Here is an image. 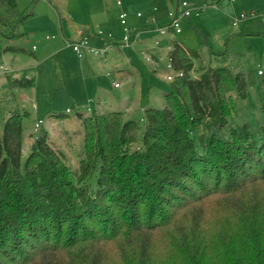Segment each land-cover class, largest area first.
Listing matches in <instances>:
<instances>
[{
  "label": "trees",
  "instance_id": "1",
  "mask_svg": "<svg viewBox=\"0 0 264 264\" xmlns=\"http://www.w3.org/2000/svg\"><path fill=\"white\" fill-rule=\"evenodd\" d=\"M25 18L16 0H0L1 36L16 37ZM180 50L174 44L169 56L184 75L167 81L163 106L144 109L135 148L139 121L94 110L82 119L75 169L44 129L21 160L28 112H8L0 264H264V126L223 131L252 80L202 63L192 76ZM6 77L11 88L33 86ZM257 85L264 117V81Z\"/></svg>",
  "mask_w": 264,
  "mask_h": 264
},
{
  "label": "rangeland",
  "instance_id": "2",
  "mask_svg": "<svg viewBox=\"0 0 264 264\" xmlns=\"http://www.w3.org/2000/svg\"><path fill=\"white\" fill-rule=\"evenodd\" d=\"M185 1L193 10L189 19L180 18L176 40L189 51L197 52V56L191 54L195 64L229 66L232 71L243 73L245 77L249 75L252 80L246 87L244 98L235 96L237 111L228 118L223 131L243 123H250L254 128L264 126L257 90V83L264 81V0ZM120 2L118 5L117 0H16L26 18L17 28L16 37L0 35V64L6 68H0V127L7 112L15 109L28 112L22 119L24 130H30L36 119L59 120L60 125L50 123L48 130L41 123L36 134L44 129L49 139L52 138L49 141L51 147L62 152L72 169L78 166L83 155V127L74 121L79 113L90 114L98 103L107 111H110L108 105L112 110L126 105L136 106L127 115L139 121L137 140L132 144L135 148L142 134L144 116L137 103L145 108L160 107L168 87L164 79L166 55L157 57V70L153 71L142 52L155 39L161 42L164 36L159 35L157 27L168 22L167 12L174 9L177 0ZM120 10L127 13L126 26L132 31L133 38L128 45L119 50H107L102 58L91 53L78 58L67 46L69 40L77 37L74 36L75 31L86 24L91 31L102 29L107 32L111 29L112 34H117L115 39L122 40L123 30L120 31L122 26L117 18ZM136 12L141 16L137 17ZM151 13L154 20L147 21V28L142 30L140 26ZM240 14L246 18L241 19ZM234 19H237L235 24L232 23ZM87 41L92 47H100L91 44L90 39ZM6 46L22 50L12 52V49L5 50ZM99 61L103 65L99 66ZM107 61L113 66L104 65ZM83 63H88V66L83 68ZM16 67H19L17 72ZM127 70L129 75L124 73ZM22 74L33 79V86L10 88L6 75L16 77ZM114 82L121 84L120 87H115ZM71 120L74 123L66 127L64 124ZM76 128L80 131L73 132ZM34 135L32 130V143Z\"/></svg>",
  "mask_w": 264,
  "mask_h": 264
},
{
  "label": "crops",
  "instance_id": "3",
  "mask_svg": "<svg viewBox=\"0 0 264 264\" xmlns=\"http://www.w3.org/2000/svg\"><path fill=\"white\" fill-rule=\"evenodd\" d=\"M137 13V12H136ZM140 13V12H139ZM168 13V12H167ZM136 15V14H135ZM137 16V15H136ZM141 16V14L139 15V17ZM138 17V16H137ZM190 17H191V15H190ZM189 17V18H190ZM118 18V17H117ZM167 18H168V15H167ZM182 18V17H181ZM186 18V17H185ZM188 18V17H187ZM188 18V19H189ZM152 20H154V16H153V14L151 13V15L148 17V18H145V20H144V23H143V25H141L140 27H142V30H143V28H147V26L145 25V23H147V21H152ZM168 20H169V18H168ZM128 22V20H127V13H126V24H128L127 23ZM168 23V22H167ZM167 23H165V24H163V25H161V26H159V27H157L158 29L160 28V27H162V26H165V25H167ZM118 24L121 26V24L119 23V20H118ZM119 26V27H120ZM122 27H120V31L122 30L121 29ZM91 28H90V26L88 25V24H86V26H84V27H82V28H78L76 31H75V33H74V36H77L75 39H71V40H76V39H78L81 35H83V36H86L87 37V39L89 40L90 39V43L91 44H93V45H96V46H100V47H104V48H106V51L107 50H110V49H112V48H114V49H117V50H119V49H121V47L123 46L122 44H121V40H116L115 39V37H116V35L117 34H112V40L111 41H109V40H106L105 38H103V37H101V36H97L95 33H96V31H91L90 30ZM111 29H108L107 31H110ZM81 32V33H80ZM159 32V31H158ZM159 35H162V36H164L163 38H161L162 40H161V42H163L164 43V45H161L160 46V44H161V42H160V40H154L153 41V43L152 44H149V46L148 47H145V50H144V52H142V54H143V57L146 59V60H148V61H150V63H151V67H152V69L151 70H153V71H156L157 70V66H158V64H157V57L160 55V54H165L166 55V57H167V59H168V56H169V52H170V50L172 49V47H173V45L174 44H178L180 47H181V49H182V51L180 50V52H181V54H183V57H185V59H188V62L189 63H191V68L192 69H194L195 68V66L197 65V64H195V62H194V60H192L191 59V55L188 53V49L189 48H186L185 46H184V44L183 43H181L180 41H177L176 40V36H177V33L176 34H173L172 32H170L169 30H166V32H164V33H160L159 32ZM63 37V36H62ZM68 39H70V38H68ZM67 39V40H68ZM67 46H69V45H67ZM7 47V46H6ZM15 47L16 46H14V48H8L9 50H13V49H15ZM69 47H71V46H69ZM32 49H34L33 47H32ZM213 50H211L210 52H212ZM12 52H16V50H13ZM183 52V53H182ZM145 53H146V55H145ZM213 53H216V50L215 51H213ZM3 54V53H2ZM1 54V55H2ZM216 54H219L218 52L216 53ZM95 56V55H94ZM97 57V56H96ZM103 56H101V57H97V58H102ZM79 58V57H78ZM33 59H35V61L37 60V58H36V56L34 57L33 56ZM166 59V60H167ZM38 61V60H37ZM100 62V61H99ZM154 62L156 63V67H154ZM167 62V61H166ZM25 65H28V64H25ZM101 65H103L101 62L99 63V66H101ZM104 65H108V66H113V65H111V62L110 61H107ZM0 66H2V64H0ZM88 66V63H83V68H85V67H87ZM19 67H16L15 69H17V70H15V72H17L19 69H18ZM118 68V67H117ZM2 69H6V68H4L3 66H2ZM125 73V75H129L130 74V72H129V70H127V71H125L124 72ZM15 75V74H14ZM23 76H25L26 77V75H24V74H22ZM21 75V76H22ZM7 76V75H6ZM8 76H10V75H8ZM11 77H14V76H11ZM16 77H20V75H18V76H16ZM28 78H29V76H28ZM114 83H117V82H114ZM120 85L121 84H118L117 86H115V87H120ZM10 87V86H9ZM32 87V86H31ZM11 88V87H10ZM13 89H18V88H13ZM100 105V103H98V107H96V105H94L93 106V109L92 110H90V112H92V111H94V110H96V111H99V112H101V113H103V112H108L107 110H105V109H103V106L101 107V106H99ZM137 105L139 106V109L140 110H143L144 111V109H146L145 108V106H143V105H141L140 104V102L139 103H137ZM164 105V100H163V102H162V105L161 106H163ZM109 107V110L110 111H113L112 110V108H110L111 107V105H108ZM160 106V107H161ZM136 106H134V107H132V106H121L120 108H118V109H115L116 111H120L121 113H122V115H123V117L124 118H128V116L127 115H129L130 113H132V111H133V108H135ZM107 108V109H108ZM9 112V111H8ZM8 112H7V114H8ZM6 114V115H7ZM91 114V113H90ZM89 114V112L88 113H85V114H81V113H79V115L77 116V118H76V120H74V121H76V122H78V126H81V127H83V125H82V120H80V116H88V115H90ZM6 115H5V117H6ZM37 120V119H36ZM44 121H45V124H44ZM42 123H43V127L46 129V130H48L49 128H48V125L50 124V123H54V124H56V125H60V121L59 120H52V118H48V119H46V120H43L42 121ZM69 123H74L72 120L71 121H68L67 123H65L64 125L67 127L68 126V124ZM69 127V126H68ZM33 128V127H32ZM32 128L30 129V130H22V136H21V159H22V156L23 155H25L26 154V151H28V149H29V147L31 148L32 147V145H33V143H32V136H30V134H31V131H32ZM82 130H83V128H82ZM81 130V131H82ZM73 132L74 131H80L78 128H76V130H72ZM50 140H52V138H50L49 139V141ZM51 142V141H50Z\"/></svg>",
  "mask_w": 264,
  "mask_h": 264
},
{
  "label": "built area",
  "instance_id": "4",
  "mask_svg": "<svg viewBox=\"0 0 264 264\" xmlns=\"http://www.w3.org/2000/svg\"><path fill=\"white\" fill-rule=\"evenodd\" d=\"M229 1H233V0H229ZM117 4L118 5L121 4L120 0H117ZM192 10H193V7L190 4H188L187 1L177 0L174 9L168 11V13H167L168 18H169L167 25L160 27L158 29L159 32L164 33V32H166V30H169L173 34L179 33L180 32V28H179L180 18L181 17H188L189 18L190 15L192 14ZM197 12L198 11L196 10L195 13H197ZM136 15L139 16L140 13L137 12ZM117 17H118L119 23L122 26V30H123L121 44L122 45H128L131 42V39L133 37H132L131 29L126 26V12L120 10L117 13ZM240 18L245 19L246 17L243 14H240ZM236 21H237V19H234L232 23L235 24ZM95 34L97 36H101V37H103L109 41H111L112 37H113L112 33L110 31L105 32L102 29H97ZM68 44H69V46H71L72 50L75 52V54L79 58L83 57L85 53H91V54H93L95 56H99V57L103 56L106 53V48H104V47H92V46H90L88 44L87 37L83 36V35H81L76 40H69ZM156 66H157L156 63L154 62V67H156ZM0 68H2V66H0ZM165 69L167 71L164 74V79L166 81H172V80L184 75V70L182 68H176L174 66L172 58L170 56H168L167 62L165 63ZM257 73L260 74L261 70L258 69ZM190 74L192 76H195L192 68H190ZM114 85L117 86L118 83H114ZM41 123H42L41 119H37L33 123L32 130H33V133L35 134L34 138L37 137L36 131H37V129Z\"/></svg>",
  "mask_w": 264,
  "mask_h": 264
}]
</instances>
